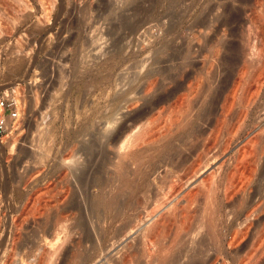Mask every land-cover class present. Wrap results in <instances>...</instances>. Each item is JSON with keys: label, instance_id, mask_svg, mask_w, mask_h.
I'll list each match as a JSON object with an SVG mask.
<instances>
[{"label": "rangeland", "instance_id": "374dc122", "mask_svg": "<svg viewBox=\"0 0 264 264\" xmlns=\"http://www.w3.org/2000/svg\"><path fill=\"white\" fill-rule=\"evenodd\" d=\"M258 1L253 9L255 0H0V95L19 91L25 107L19 129L0 142V264L185 263L186 250L197 246L188 241L185 228L171 227L155 244L154 234L149 235L152 241L140 236L156 217L148 214L157 205L161 183L185 178L196 161L194 179L219 186L215 199L200 197L193 227L208 226L201 232L210 253L216 244L227 246L232 223L237 226L235 218L246 206L264 207V142L252 140L264 122V0ZM224 19L229 21L223 24ZM200 20L207 24L202 33L196 27ZM170 53L177 59L166 61ZM162 66L164 75H157ZM168 90L174 91L171 99H189L185 118L195 112L214 115L197 117L189 126L174 128L166 140L139 149L128 168L153 170L146 189L131 199L137 202L130 212L139 215V225L123 229V211L116 216L107 209L116 185L110 166L100 169L94 183L89 176L82 189L72 175L65 179V157L78 152L91 133L103 131L108 115L133 114L127 99H158ZM225 99H236L234 116L210 148ZM245 99L257 100L239 131L232 132L246 110ZM244 147L262 156L261 168L246 202L233 204L224 191ZM77 154L85 163V153ZM169 154L189 161L183 169L173 160L166 166L163 159ZM219 168L224 172L216 175ZM196 184H186L183 191L202 190ZM146 201L153 207L149 211ZM260 226L239 256L225 259L227 264L239 263L257 247ZM51 247L54 253L48 256Z\"/></svg>", "mask_w": 264, "mask_h": 264}, {"label": "bare ground", "instance_id": "6f19581e", "mask_svg": "<svg viewBox=\"0 0 264 264\" xmlns=\"http://www.w3.org/2000/svg\"><path fill=\"white\" fill-rule=\"evenodd\" d=\"M259 6H260V1L255 0L252 8L256 9ZM246 8L243 10L245 11ZM249 8L251 9V7ZM222 22L224 24L226 22V19L222 20ZM206 25L207 24L205 20H200L199 24L196 26L199 28V33H202L203 29H207ZM177 57L178 56L176 53H170L166 61H169L172 58L177 59ZM185 59L181 62L183 65L186 64ZM166 65H167V62H166ZM156 70L159 72L157 73V75L158 74L164 75L165 73V67L163 66L158 67ZM153 76H155V73ZM163 77L164 79H166L165 76ZM164 79H163V82H164ZM156 80L158 81V79ZM158 82H155L154 84ZM163 82L160 83L161 86L162 85L164 86L165 83ZM151 84L152 86L154 85L153 83ZM151 84H149L150 87H152ZM257 85H259V83H257ZM152 89H154V87H152ZM173 92L174 91L172 92L169 91L167 95L164 94L165 96H161L158 99L157 98L156 99H127V100L122 99V100H126V104L129 107V109L132 107L133 111L135 110L134 113L132 114L131 112H128L131 114L123 115L120 118L117 117V114H118L117 112L116 114L112 113L107 116L106 122L108 126L105 127L103 131L97 130L96 132L91 133V137L83 141L82 145L80 146L78 150V152L85 153L86 158H83V159L84 160L86 159V162L83 163V161L82 162L80 161V159L78 158L79 156L77 157L78 155L77 151L65 157V161L67 163L66 168H65L67 169V171H65V174H64L65 179L68 178V176L72 175L75 178L74 182L76 180V182L79 184V186L82 189L86 183V180H88L89 176H90L91 182L94 183L96 181V175L100 172V169L106 167V165L110 166L111 173L114 175V178H115L114 181L116 182V185L111 190L112 196L106 201L108 203L107 209L110 211H116L117 212L116 216L121 215L120 210L123 211L121 213L123 215L125 214L124 218L126 217L125 218L126 222L124 221L125 222L124 226L126 228L124 227L123 229H127L130 226H131L130 228H132L133 224L136 222L137 223L135 225L137 226L139 225L138 223L140 222L136 220L139 217V215L137 214V216H135L134 213L130 212V211L133 212L134 204L137 202L133 203L134 201H131V199H133L132 197L139 195L140 192H143L146 189L147 181L148 179H150L151 174H152L151 171L153 170V169L152 170L149 169L148 165H147L148 166L147 169H149L150 171L142 170V169L139 170V167L135 169L133 168L134 169V170L132 169L133 171L129 169L131 167L130 163L136 162L134 158H136V155L139 152V149L153 142L157 143V142L163 141L164 139L166 140V137H169L172 134L174 128L179 129L183 126H189L193 124L194 120L197 117L202 116L203 119L208 120L210 119V116L214 115V111H210L207 114V116H203L200 113L195 112L191 114L188 118H185L184 114L186 113V110H187L185 108V103L188 102L189 99H171ZM18 94H19V91H16V96ZM256 100L257 99H245L244 100L246 110L243 111L242 115L238 118V121L232 125V128H231L232 132L239 131V129L242 127L244 123L245 118L247 117V114H248L247 109L251 108ZM235 103H236V99H225V102L222 105V113L220 115V119L217 121L218 128H216V130L213 131V133L211 134L212 137L210 135L211 138H209L211 139L210 142H208L209 143L208 146H210V148L212 147V145L214 146L216 143L218 144V140L220 139V134L222 132L223 126L233 118L232 116H234L233 114H234ZM162 130L164 131L163 133L160 132ZM257 130H260V131L258 132L257 137H253L252 140L258 139L264 142V122L261 123V125L258 127ZM86 132H89V131H86ZM48 133L49 132L41 134V137L46 136ZM4 139L5 138L0 139V142H4ZM12 147H14L13 144H11V148ZM249 155L252 157L250 160H248L247 158ZM259 155L260 154L258 155L253 154L252 151L247 147H244L243 149L239 151L238 163L235 164L233 171L230 172V178H231L230 187L228 186L229 188L224 191V197L228 201L230 202L232 201L233 204L245 203L246 200L249 198L250 193L252 194L250 190L251 182L255 180L257 173L261 168L262 156L261 155L259 156ZM199 156H202V155H198V157ZM99 157H101L100 165H98V167L94 169L95 161L98 160ZM178 157H179V160H175L173 159L174 154H169L163 159V162L166 166H168L173 160L176 162V168L183 169L189 160L186 156L181 155V154ZM198 161L199 162L202 161V157H199ZM198 166L200 165L198 164ZM197 169L198 167H197V161H196V163L192 164L191 167L188 169V173L185 178L179 181H172L170 183L162 182L161 183L162 190L157 192L156 194L157 200L155 201L157 202L156 203L157 205H155V208H153L151 204H149V202L146 201V204L144 205V207H147V209L149 207H152L154 209L153 210L151 208L153 211L149 212L150 214L147 213L148 216L153 217L155 215L156 217L153 218L154 220H152L151 223H148L149 225L145 227L146 229L143 232H141L142 234L140 237L142 238V240L144 241L145 238L148 239L149 235L151 237V235L154 234L156 240L154 239L153 244H155V242L157 243L160 240V237L164 233L168 232L167 230H169L171 227L178 228L179 226H181V229L183 227L187 230V233L189 236L188 241H195V243L197 244V246L195 247L193 251L189 252L186 250L184 255L185 257H187V261L186 262L184 261L185 263L182 262L183 264H227L225 259L229 257L235 258L236 255L239 256L238 253L243 248H245V246H247L245 245L247 243L246 241L249 237H251L253 230H255L257 227L262 225L263 227L261 230H263V232L261 231V233L263 234L261 235V238H260V241L257 247L254 250L250 251L248 254L246 253V256H244L243 258L240 257L241 260L240 261L238 260L239 263L237 264H255L258 260H264V221L262 220V213H264V210L261 213L264 207L263 208L260 207L262 203L258 207L252 206V204L247 205L245 210L243 209L244 210L243 214L240 213L242 215L237 216L235 218L237 221H239L237 223V226L235 222L232 223V227L234 229L230 237L228 238L227 246L222 247L221 244H216L215 252L210 253L211 250L205 244L208 237L205 239V231L204 233L201 232L202 229L208 226L207 225L203 226L201 222L197 224L195 228L193 227L194 224H192L195 220L192 221V218L195 217L194 213L200 205V201H201L200 197L201 198L204 197L203 199H206L207 201H211L215 199L218 194L219 185L216 184V181H213V180L207 181L203 179H201L200 182L198 183L197 178L194 179V174L197 171ZM223 172L224 171L219 168V169H216L215 174L219 175V174H222ZM241 176L247 179L248 182L245 179H243L245 180V182H247V184L243 180L242 182L240 181L241 179L239 177ZM192 182L197 183L195 188L198 185L199 186L203 185V187L201 186L202 190H199L197 192L192 191V189L187 192L183 191V187H185L186 184H189ZM249 191L250 193H248ZM144 198L149 199L146 196ZM103 201H101L100 204L103 203ZM69 207L77 208V204H71ZM159 208L163 209L162 210L163 212L159 213V215H156V213H158L160 210ZM124 210H125V213H124ZM147 211H149V209ZM116 216L114 217L116 218ZM198 221L196 220V222ZM179 229H177V231ZM207 235L209 236L208 229H207ZM61 239L62 237L58 236V239L56 241L58 245H60L59 242H61L60 241ZM150 240L152 241V239ZM151 241H149V243H151ZM56 251L57 250H55V252ZM53 253H54V248L51 247V250L48 252L47 255L50 256ZM180 259L177 260V262L181 261ZM261 264H263V262Z\"/></svg>", "mask_w": 264, "mask_h": 264}, {"label": "built area", "instance_id": "2783aa9c", "mask_svg": "<svg viewBox=\"0 0 264 264\" xmlns=\"http://www.w3.org/2000/svg\"><path fill=\"white\" fill-rule=\"evenodd\" d=\"M18 97V98H17ZM21 95L16 91L0 95V139L19 129L25 111Z\"/></svg>", "mask_w": 264, "mask_h": 264}]
</instances>
